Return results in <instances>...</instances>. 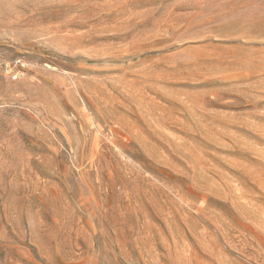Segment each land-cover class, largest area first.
<instances>
[{"label":"rangeland","instance_id":"374dc122","mask_svg":"<svg viewBox=\"0 0 264 264\" xmlns=\"http://www.w3.org/2000/svg\"><path fill=\"white\" fill-rule=\"evenodd\" d=\"M0 264H264V0H0Z\"/></svg>","mask_w":264,"mask_h":264}]
</instances>
